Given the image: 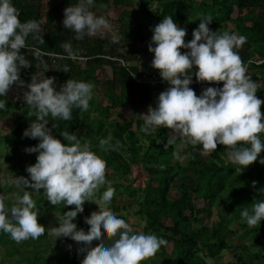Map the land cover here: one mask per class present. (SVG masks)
<instances>
[{
    "label": "clouds",
    "instance_id": "clouds-1",
    "mask_svg": "<svg viewBox=\"0 0 264 264\" xmlns=\"http://www.w3.org/2000/svg\"><path fill=\"white\" fill-rule=\"evenodd\" d=\"M94 0H77L64 9L63 26L72 29L76 39L86 34H96L109 27V20L91 10ZM20 10L13 0H0V97H6L14 83L23 85L21 67L31 62L22 54L26 37L39 33L41 23L35 19L20 20ZM210 15H205L192 31V39L185 41L187 29L174 22L171 15L163 17L152 29L151 64L160 70V76L169 83L156 99L155 107L149 106L143 114L145 132L159 126L177 130L181 137L193 145L200 144L210 154L218 144L229 147L231 162L244 167L257 161L264 150V99L256 95L258 85L247 75L244 61L237 49L247 37L242 34L213 31ZM119 37L113 35V40ZM41 42H45L41 38ZM71 54L70 43L62 45ZM188 49L181 51V49ZM197 81L220 82L222 86H207L199 95L190 87L193 71ZM54 76L32 77L24 92V101L36 109V120L29 123L23 135L38 139V143L25 148L37 153L36 161L26 167L28 177L19 176L16 183L26 189H43L47 200L53 204L75 205L59 218L51 229L55 237H70L81 244L84 253L80 264H140L156 253L161 237L154 233L135 232L125 219L113 212L99 208L85 217L87 231L78 228L74 218L84 211V202L106 180V160L91 148L88 141L81 142L75 133L60 132L66 142H61L47 127L52 117L70 120L74 107L87 110L93 95L91 82L67 79L57 90ZM6 105L0 99V109ZM243 142V143H241ZM100 145L107 151L113 147L111 137L102 138ZM264 163V157H259ZM256 182L253 181V184ZM264 191V189H261ZM115 190L109 185L103 199L110 202ZM39 208L30 191L17 194L11 206L0 195V231L11 234L17 242L39 238L45 225L38 222ZM240 216L252 228L264 218V200L243 207ZM102 237L104 239L102 240ZM106 242V238L111 239ZM93 241L99 243L91 247ZM71 247V245H69Z\"/></svg>",
    "mask_w": 264,
    "mask_h": 264
},
{
    "label": "trees",
    "instance_id": "trees-1",
    "mask_svg": "<svg viewBox=\"0 0 264 264\" xmlns=\"http://www.w3.org/2000/svg\"><path fill=\"white\" fill-rule=\"evenodd\" d=\"M134 0H94L97 4H114L132 6ZM143 10V14L147 13L149 18L161 20L163 17L171 15L174 22L181 27L187 29L185 41L192 39V31L198 27L200 19L205 15H210L212 21L209 27L218 33L230 32L242 34L247 37L246 42L242 47L237 49L244 63H251L254 68L259 69V75L255 79H261L264 84V24L256 17H251L248 12L256 8L264 9V0H157L160 2V9L151 12L149 7L150 0H137ZM208 1H211L209 4ZM77 0H51L50 17L52 19L59 18L65 7L76 3ZM15 6L20 10V20L25 22L29 19H35L41 23V30L36 34H29L26 37V47L21 49L22 54L31 62L29 67H21L20 76L27 79V75H35L43 70V64L52 65L53 54L62 55V66L59 69L58 77L55 78L54 84L57 90L67 79H77L88 81L94 77L92 68L96 66L109 65L112 70V85L119 86L120 94L126 98V101L133 105L136 118V129L143 130L144 119L143 114L139 110L142 105H148L151 99L152 89L146 86L135 85L129 76V70L120 62L127 59L125 55L114 56V52H107L104 49L105 41L99 38L88 39L83 37L82 43L88 41L91 46L85 54L86 68L78 66L72 60V57L77 56V43L80 40L73 37L69 40L62 32L61 25L58 28L50 29L45 27L43 23V3L44 0H13ZM93 6V5H92ZM91 6V7H92ZM236 8L238 17L235 21L234 30H226V24L229 21H234L231 14ZM151 12V14H149ZM246 12L245 14H242ZM246 22H250L248 26ZM220 28V29H218ZM135 40L143 45H148L150 37L138 26L134 29ZM45 42H41V38ZM65 43H70L71 54L62 46ZM255 52L259 60H263L260 64L249 62V57ZM51 66V67H52ZM54 69V68H52ZM138 71V70H134ZM195 77V67L190 69ZM55 71L48 70L45 76H52ZM14 83L6 97L0 99L6 100V105L0 109L1 114H14L15 120L10 132L5 136L6 144L11 148L4 155V160L16 169L21 176L27 177L28 172L23 173L24 159L22 156L23 147L19 143V136L23 134L26 124L29 121L36 120L35 111L27 107L25 103L15 99L14 92L16 89ZM197 88V87H195ZM258 92L264 93V87L258 88ZM261 111L264 112V104L261 105ZM88 115H85L81 108L74 107L72 110V118L64 120L58 117L47 116V127L53 131V134L61 139V142H66L60 135L62 131L75 133L81 142L91 143V148L103 159L106 160V167H110L113 171H122L127 173L128 167L123 160L122 152L126 151V142L124 136L130 129V124H121L119 122L110 123L112 128L111 144L112 148L105 151L100 145L102 138L109 137V130L104 129V125L100 121L90 123ZM91 124V126H90ZM159 136L160 143L157 146L158 164L147 167V172L150 175H161L160 182L154 187H147L143 190L140 188L134 189L131 186H124L128 197L135 196V193L142 192L140 201L143 207V213L147 217L146 229L152 233H156L161 237L164 243L161 244L159 250L161 254H166L168 249L172 250L174 255V264H209L202 256H200V248L197 239L205 235L209 229L203 226V218L197 216L201 213H210L214 200L224 190L229 189L228 198H234L235 202L232 209L236 215L240 216L243 207L251 208L252 204L259 200H264V163L260 162L259 157H264V150L261 151L257 161L240 171L241 165L231 161H224L227 156L229 147L223 144H218L216 150L208 155H203L199 151H193L190 163L186 166H181L177 162L169 163L167 158L174 151V144L168 136L166 126H159L155 130L148 132ZM263 137L264 133H260ZM131 147H134L132 136ZM263 139V138H262ZM31 144L38 143V139L32 138ZM243 143V142H241ZM30 144V142H27ZM30 144V145H31ZM31 145V146H32ZM122 151V152H121ZM36 161V157L32 158ZM253 181L256 183L253 184ZM203 187L200 188L199 185ZM17 185V183H14ZM172 185L177 188L176 193H171ZM30 189V188H28ZM195 190V195L192 193ZM41 202V201H40ZM11 205V204H10ZM66 205L56 204L51 206L52 211L61 212L55 219L58 223L59 218L64 211L69 210ZM189 214H186V212ZM163 219L170 220L171 224L166 225ZM196 222V227L190 226V221ZM86 228L85 224H81ZM245 231L248 232L251 228L246 225ZM256 233L252 236V246L258 249L255 253H248L244 256L243 253L236 254L235 261L227 264H257L255 260L261 258L264 262V218L260 225L254 226ZM161 230L165 232H161ZM4 231H0L1 234ZM44 236L29 240H23L24 244L31 245L34 241L40 240ZM227 234L223 231L222 224H217L211 229L209 237L206 238L204 244L206 255L209 258H216L225 249H228L226 241ZM210 238L214 239L210 242ZM207 241V242H206ZM11 240L8 238V243ZM11 244V243H10ZM244 250H247L243 247ZM12 252H18V248L12 245ZM35 260L28 259L24 264H37L38 256H34ZM82 259L77 258L75 254H69L68 264H80ZM1 264V263H0ZM264 264V263H263Z\"/></svg>",
    "mask_w": 264,
    "mask_h": 264
},
{
    "label": "rangeland",
    "instance_id": "rangeland-1",
    "mask_svg": "<svg viewBox=\"0 0 264 264\" xmlns=\"http://www.w3.org/2000/svg\"><path fill=\"white\" fill-rule=\"evenodd\" d=\"M199 2V0H196ZM207 2V0H205ZM210 4L211 1H208ZM151 12L160 9V2L157 0H150L149 7ZM65 9V8H64ZM91 10L96 13L97 16H104L109 20V27L102 29L96 34H86V38L93 39L99 38L105 41L104 49L105 51L114 52V56H120V54L125 55L127 49H135L140 42L135 40V27L147 28L150 23L155 26L159 21L152 20L145 17L143 14L144 8L140 5L137 0H134L132 6L124 5H114V4H97L94 3ZM51 12V0H44L43 3V23L45 27L54 29L61 25L63 34L72 40V35L75 38V32L63 26L64 10L59 14V18L52 19L49 15ZM243 12L242 14H245ZM251 17H256L259 21L264 24V9L256 8L251 12H248ZM239 13L236 8H234L231 16L234 21H229L226 24V30H234L235 21L237 20ZM149 24V25H148ZM248 26L251 25L250 22H246ZM220 29V28H218ZM221 30V29H220ZM70 32L72 35H69ZM113 35L119 37L118 40H113ZM77 43L78 54L72 57L74 63L78 66L86 68V57L84 53L89 50L90 44L88 41L82 43ZM52 65L43 64V70L35 75H27V79L21 77L25 82L23 85L16 83V89L14 92L15 99L19 102L25 103L27 107L32 110H36L24 101V92L27 90L28 83L31 82L33 76L37 79L42 78L45 72L48 70L55 71L52 76L58 77L59 69L63 64L62 55L53 54ZM259 57L255 52L249 57V62L259 61ZM256 64V63H255ZM247 75L255 81L258 88L264 87L262 80L259 78L255 79L256 75H259V69L254 68L251 63H246ZM52 66V67H51ZM54 68V69H52ZM94 71V77L89 80L94 85L93 95L89 101V108L87 110L82 109L85 115H88V121L90 123L100 121L104 125V129L109 130V136L111 137L112 128L109 127L110 123L119 122L121 124H130V129L124 136L126 142V151L122 152L123 160L122 162L128 167L129 171L123 173L122 171H116L106 167V180L107 183L101 185L97 190L94 191L89 201L84 202V211L78 213L77 217L74 218L78 228H82L85 231L88 230L89 225L85 222V217L89 216L93 211H99V208L106 209L113 212L115 215L122 217L128 222L135 232L152 233L150 230L146 229L147 217L143 213V207L140 204L143 194L142 192L135 193V196L128 197L127 192L124 190V186H131L134 189L143 190L147 187H154L160 182L161 175H150L147 172V167L158 164L159 156L157 154V146L161 142L159 136L156 134L138 131L136 129V118L134 113L133 105L126 101V98L120 94L119 86L112 85V70L109 65L96 66L92 68ZM256 91V95L264 99V93ZM260 94V95H259ZM142 108V107H140ZM139 108V110H140ZM52 117L51 115H49ZM53 118V117H52ZM15 115L14 114H1L0 113V195L5 197V203L9 206L14 203L17 198V194L23 195L25 191H30L32 198L35 200L38 211V222L45 225L44 236L38 240L34 241L31 245L24 244L23 242H17L11 237L10 233L2 232L0 240V263L1 264H24L28 259L35 260L34 256H38L39 260L37 264H68L69 254H75L77 258L83 259L84 253L79 252L78 249L82 247L70 237H59L55 240V237L50 234L51 229L58 223L56 217L61 213L59 211H52L51 204L47 200L46 191L43 189L32 190L26 189L22 185H14L20 175L17 173L16 169L12 168L10 164L5 162L4 155L11 148L10 145L6 144L5 136L10 132L14 124ZM27 122L26 128L29 126ZM91 126V124H90ZM132 136L134 141V147H131ZM264 139V136H263ZM20 145L23 147V173L26 171V167L29 164L34 163V157H37L35 152H27L25 148L31 146L32 138L26 137L23 134L18 138ZM88 141V139H87ZM174 151L167 158L169 163L177 162L181 166H186L190 163L193 151H199L203 155H208L203 150L202 145L200 147L186 146L180 144L175 138L173 140ZM30 142V144H27ZM229 153V151H228ZM227 156L224 157L226 162L231 161ZM27 172V171H26ZM25 172V174H26ZM26 176L30 179L29 174ZM111 186L115 190V194L110 202H106L103 199V193L108 186ZM200 188L203 186L200 184ZM177 187L172 185L170 189L171 193L175 194ZM194 195L198 192L193 190ZM230 190L224 189L218 197L214 200L211 207L210 213H201L197 217L203 218V226L207 227L209 231L200 236L197 241L200 248V256H202L209 264H227L229 262L235 261L236 254L243 253L244 256H248V253H255L258 249L252 246V236L256 233L254 227H252L248 232L245 231L247 225L246 221L239 215H236L235 210L232 209L235 199L228 198ZM41 201V202H40ZM67 208H74L75 205H66ZM186 214H189L187 211ZM166 225H170V220L163 219ZM222 224L223 231L227 234L226 241L228 244V249L223 250L218 257L209 258L206 255L205 240L209 237L211 229L217 224ZM81 224H85L86 228L82 227ZM190 226L196 227V222L194 220L190 221ZM161 232H165L161 230ZM156 234V233H154ZM8 238L11 242L8 243ZM118 237H113L111 239L106 238L107 243H111L112 240ZM30 238L26 239L29 240ZM104 237H102V240ZM210 242L214 239L210 238ZM207 242V241H206ZM11 243V244H10ZM99 242L93 241L91 247L97 246ZM12 245L18 248V252H12ZM71 245V247H69ZM245 247L247 250H244ZM257 264H263V260L259 257L255 260ZM140 264H174V255L172 250L168 249L166 254H161L158 249L156 253L150 257H146L144 260L140 261Z\"/></svg>",
    "mask_w": 264,
    "mask_h": 264
},
{
    "label": "crops",
    "instance_id": "crops-1",
    "mask_svg": "<svg viewBox=\"0 0 264 264\" xmlns=\"http://www.w3.org/2000/svg\"><path fill=\"white\" fill-rule=\"evenodd\" d=\"M149 14H151V12ZM145 17L149 18L147 13H145ZM152 20L160 21L159 19H155V18H152ZM153 27H154V25L152 22V25L150 23V26H148L147 28H143V31L145 32V34H147L150 37L149 43L152 42L151 37H152ZM187 50L188 49H183V48L181 49L182 52L187 51ZM126 52H127V59L123 61L125 63V68H128L130 70H138V71L141 70V71H158V72H160L159 69L153 67L151 64L154 53L149 51L148 45L145 46L141 43V45H138L137 48L132 49V50L127 49ZM210 85L219 87V86L223 85V81H220V82L203 81V84L197 88H194V90L196 91L197 95H199L205 87L210 86ZM165 89L166 88H164V89H162V88L161 89H152L150 103L148 105L144 104L141 106L142 108H140V111L142 112V114L147 113L149 106L155 107L156 99H157L159 93ZM167 131H168V136L172 142H174L173 140H175V138H176L180 144H184L186 146H191V147L192 146H195V147L201 146L200 144L193 145L190 142L186 141L185 139H183L181 137L180 133L177 130L170 129L167 127Z\"/></svg>",
    "mask_w": 264,
    "mask_h": 264
},
{
    "label": "built area",
    "instance_id": "built-area-1",
    "mask_svg": "<svg viewBox=\"0 0 264 264\" xmlns=\"http://www.w3.org/2000/svg\"><path fill=\"white\" fill-rule=\"evenodd\" d=\"M263 60L255 61L256 64L262 63ZM121 64L125 66V63L120 60ZM247 69V68H246ZM127 70H129L127 68ZM130 80L138 86H146L151 89H164L169 87V83L162 79L160 72L158 71H134L129 70ZM193 83L190 85L193 89L203 84V81H197L196 77L192 76Z\"/></svg>",
    "mask_w": 264,
    "mask_h": 264
}]
</instances>
